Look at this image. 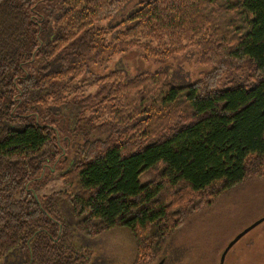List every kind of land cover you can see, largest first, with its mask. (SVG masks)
<instances>
[{
  "label": "trees",
  "instance_id": "1",
  "mask_svg": "<svg viewBox=\"0 0 264 264\" xmlns=\"http://www.w3.org/2000/svg\"><path fill=\"white\" fill-rule=\"evenodd\" d=\"M192 50L209 71L190 83L91 72ZM53 178L66 190L38 195ZM257 180L264 0H0V264H92L77 239L119 228L134 264L160 261L190 219Z\"/></svg>",
  "mask_w": 264,
  "mask_h": 264
},
{
  "label": "rangeland",
  "instance_id": "2",
  "mask_svg": "<svg viewBox=\"0 0 264 264\" xmlns=\"http://www.w3.org/2000/svg\"><path fill=\"white\" fill-rule=\"evenodd\" d=\"M175 56L168 60L146 59L139 52H130L113 59L108 65L91 68L94 75L121 70L127 77L138 73L168 72L175 85L190 83L209 71L197 64V53ZM106 70V71H105ZM88 77L86 82H88ZM58 168V172L65 169ZM62 181L51 179L38 195L65 191ZM264 219V181H252L228 194L207 211L190 219L185 227L163 246L160 261L144 264H219L228 244L245 229ZM76 246L92 264H134L135 246L130 232L115 229L90 240L79 237ZM223 264H264V221L243 236L227 253Z\"/></svg>",
  "mask_w": 264,
  "mask_h": 264
},
{
  "label": "water",
  "instance_id": "3",
  "mask_svg": "<svg viewBox=\"0 0 264 264\" xmlns=\"http://www.w3.org/2000/svg\"><path fill=\"white\" fill-rule=\"evenodd\" d=\"M264 221V219L257 221L255 224H253L252 226H250L249 228L245 229L243 232H241L237 237H235L229 244L228 246L225 248L224 252L221 255L220 258V262L219 264H223L224 263V259L227 255V253L229 252V250L243 237L245 236L247 233H249L251 230H253L255 227H257L259 224H261ZM162 264V263H160Z\"/></svg>",
  "mask_w": 264,
  "mask_h": 264
}]
</instances>
